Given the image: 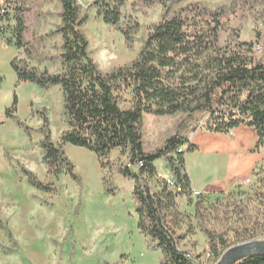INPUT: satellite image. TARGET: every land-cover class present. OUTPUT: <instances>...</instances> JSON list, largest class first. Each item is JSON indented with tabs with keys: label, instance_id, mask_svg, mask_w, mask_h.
<instances>
[{
	"label": "trees",
	"instance_id": "16d2710c",
	"mask_svg": "<svg viewBox=\"0 0 264 264\" xmlns=\"http://www.w3.org/2000/svg\"><path fill=\"white\" fill-rule=\"evenodd\" d=\"M10 1L5 0V3ZM156 1L168 11V2L181 0ZM58 2L60 22L51 32L61 36V51L57 57L62 69L57 72L30 64L32 46L22 35L26 22L25 8L17 5L10 15L0 7V18L7 21L0 32L11 27L12 36L8 42L14 39L18 49L26 50L25 57L15 56L10 62L17 82H33L42 88L58 85L62 93L67 129L60 133L57 142L51 139L47 109L42 110V161L47 173L54 177L70 174L78 179L74 164L63 146L70 143L90 149L97 155L101 168L116 169L133 179L137 227L160 249L162 264H200L198 256H192L178 246L179 240L195 227L203 233L213 259L217 260L230 247L226 232L207 225L208 207L205 203L208 195L200 193L193 201V189L185 169V154L196 150L197 145L177 133L169 137L162 147L145 152L140 131L142 115L177 112L191 115L198 112L192 130L220 133L244 124L256 133L253 150L263 153L253 172L259 184L253 196L262 212L260 218L248 226L245 204L233 199L225 206L243 221L246 234L240 233L238 239H250L263 233L264 176L260 177L259 173L264 171V34L256 31L253 40L241 39L238 31L223 37L229 9L223 6L210 10L198 3H189L169 16L165 13L160 21L153 24L130 63L103 72L90 56L88 38L82 29L87 14H81L77 0ZM125 2L94 0L92 6L105 23L118 26L124 42L131 45L138 24L135 20H128L119 26L121 7ZM12 18L14 23L9 24ZM123 93L128 95L130 108L119 105ZM15 104L16 97L6 108V115L14 116ZM113 150L126 155L127 163L113 166L109 160ZM161 156L170 170L168 179L171 185L166 178L158 176L154 166V160ZM23 170L35 187L47 191L53 189V183H45L32 171ZM236 193L231 191L227 196L234 197ZM181 200L193 204L192 217L181 210ZM216 216L219 218L217 209ZM0 227L11 237L5 220L0 219ZM179 229L183 232L179 233ZM12 244L17 246L15 240ZM3 246H0V251L12 252L9 246ZM234 264H264V256H247Z\"/></svg>",
	"mask_w": 264,
	"mask_h": 264
},
{
	"label": "rangeland",
	"instance_id": "374dc122",
	"mask_svg": "<svg viewBox=\"0 0 264 264\" xmlns=\"http://www.w3.org/2000/svg\"><path fill=\"white\" fill-rule=\"evenodd\" d=\"M77 1L81 14L88 16L82 29L88 38L90 56L103 72L130 63L153 24L165 13L169 16L189 3H198L210 10L228 8L223 37L238 31L241 39L253 40L256 31L264 34V0H181L168 2V11L156 0H126L121 7L119 26L128 20L138 24L131 45H127L119 27L105 23L96 14L92 6L94 0ZM17 5L25 8L22 35L32 46L30 64L47 67L51 72L60 71L62 65L57 54L61 51V36L51 33L60 22L58 0H12L9 3L0 0V7L10 15ZM6 23L0 18V28ZM8 23H14V19ZM10 36L11 27L0 32V219L7 222L12 235L9 237L0 227V246L13 250L11 253L0 251V264H162L160 249L137 227L132 178L116 169L101 168L93 151L70 143L64 144L63 149L74 164L78 179L70 174L54 177L47 173L42 161V110L47 109L51 139L57 142L60 133L67 129L62 93L58 85L42 88L33 82H17L10 62L15 56L25 57L26 50L18 49L14 39L8 42ZM15 97L14 116H8L6 108L12 105ZM119 105L131 107L126 93L122 94ZM198 116V112L191 115L143 113L140 128L143 150L153 152L177 133L187 137ZM195 151L186 152L185 169L191 172L196 186L210 183L224 172L226 164L217 170L208 161L201 165L200 154ZM109 160L113 166L127 163L126 155L117 150L110 153ZM153 163L158 176L168 179L170 170L165 158L157 157ZM23 169L32 171L45 183H53V189L35 187ZM259 176H264L263 170ZM248 179V183L242 182L228 191L206 193L207 225L225 231L230 247L264 239V232L250 239H238L240 233L246 234L243 221L225 206L233 199L245 204L248 226L260 218L262 210L253 196L254 189L259 186L257 177L252 175ZM150 184L154 189L153 181ZM231 191H237L234 197L227 196ZM180 208L189 215L194 211L192 203L182 200ZM191 222L195 224L194 220ZM181 232L183 229H179ZM13 240L17 242L16 247ZM178 246L198 256L200 264H215L218 260L213 259L206 238L197 227L180 239Z\"/></svg>",
	"mask_w": 264,
	"mask_h": 264
},
{
	"label": "crops",
	"instance_id": "0c3cea01",
	"mask_svg": "<svg viewBox=\"0 0 264 264\" xmlns=\"http://www.w3.org/2000/svg\"><path fill=\"white\" fill-rule=\"evenodd\" d=\"M187 138L198 146L195 152L200 154L198 160L201 165L208 161L211 167L217 170L226 164L221 175L201 186H196L194 177L186 167L192 189L200 192L228 191L234 188L253 175L263 158V153L253 150L256 142L254 129L244 124L232 128L227 133L196 129L188 132Z\"/></svg>",
	"mask_w": 264,
	"mask_h": 264
},
{
	"label": "water",
	"instance_id": "95a60500",
	"mask_svg": "<svg viewBox=\"0 0 264 264\" xmlns=\"http://www.w3.org/2000/svg\"><path fill=\"white\" fill-rule=\"evenodd\" d=\"M264 256V239L241 242L223 251L215 264H234L247 256Z\"/></svg>",
	"mask_w": 264,
	"mask_h": 264
},
{
	"label": "built area",
	"instance_id": "2783aa9c",
	"mask_svg": "<svg viewBox=\"0 0 264 264\" xmlns=\"http://www.w3.org/2000/svg\"><path fill=\"white\" fill-rule=\"evenodd\" d=\"M167 182L171 185V182H170L169 179H167ZM248 182H249V179H248V178H246L245 180H243V183H248ZM200 193H201V192L198 191V190H193L192 195H193V196H198Z\"/></svg>",
	"mask_w": 264,
	"mask_h": 264
}]
</instances>
